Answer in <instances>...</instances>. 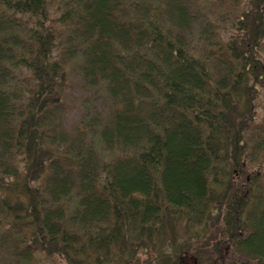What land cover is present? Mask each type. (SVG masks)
Masks as SVG:
<instances>
[{
    "label": "trees",
    "instance_id": "trees-1",
    "mask_svg": "<svg viewBox=\"0 0 264 264\" xmlns=\"http://www.w3.org/2000/svg\"><path fill=\"white\" fill-rule=\"evenodd\" d=\"M263 111L264 0H0V264H264Z\"/></svg>",
    "mask_w": 264,
    "mask_h": 264
},
{
    "label": "rangeland",
    "instance_id": "rangeland-1",
    "mask_svg": "<svg viewBox=\"0 0 264 264\" xmlns=\"http://www.w3.org/2000/svg\"><path fill=\"white\" fill-rule=\"evenodd\" d=\"M69 76L70 80L65 90L66 103L61 120L64 129L71 131L69 129H74L78 126L77 123L83 120H91L95 126L102 125L110 117L115 103L100 85H89L83 79L79 64H73L70 67ZM39 264H64V262L56 258L43 257Z\"/></svg>",
    "mask_w": 264,
    "mask_h": 264
}]
</instances>
